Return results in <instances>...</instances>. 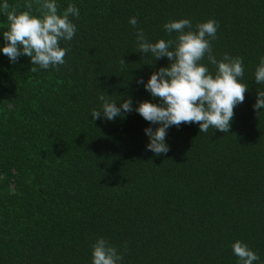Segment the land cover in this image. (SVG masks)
Returning <instances> with one entry per match:
<instances>
[{
  "label": "trees",
  "instance_id": "16d2710c",
  "mask_svg": "<svg viewBox=\"0 0 264 264\" xmlns=\"http://www.w3.org/2000/svg\"><path fill=\"white\" fill-rule=\"evenodd\" d=\"M8 2L38 14L35 0ZM69 3L80 14L60 42L65 64L32 72L28 57L13 64L0 53V264H91L100 236L122 264H237L235 240L264 264V111L252 107L264 89L253 75L264 0H58V11ZM133 16L153 42L175 39L163 29L170 20L218 22L213 55L242 57L249 86L227 133L181 123L154 155L143 130L157 125L135 111L92 120L102 91L159 102L136 79L169 62L137 52ZM7 25L0 12V32Z\"/></svg>",
  "mask_w": 264,
  "mask_h": 264
},
{
  "label": "clouds",
  "instance_id": "9594fccd",
  "mask_svg": "<svg viewBox=\"0 0 264 264\" xmlns=\"http://www.w3.org/2000/svg\"><path fill=\"white\" fill-rule=\"evenodd\" d=\"M38 14L31 11L29 3L24 11L11 7L8 0H0V12L6 15L7 30L0 32L3 44L0 53L10 63L15 64L19 57H28L32 72L57 68L65 64L68 49L61 47V41H71L76 35L77 26L71 18H78L79 8L69 3L58 11V0H35ZM129 24L135 29L134 37L137 52L150 57L151 63L167 58L168 65L151 72L145 81L136 79L137 86H142L152 98H159L158 103L144 100L135 103L130 96L112 98L103 91L98 96L100 106L91 110L92 120L98 118L112 121L123 118L135 111L150 125L144 128L148 138L146 150L154 155L166 154L167 130L181 123H194L199 126V133H206L209 128L227 133L234 115V108L243 103L249 90L243 82L245 65L240 56L227 53L217 59L213 55L211 42L216 38L218 22L208 19L198 22L194 27L190 19L170 20L163 24L166 34L176 33L175 39L158 38L150 40L142 29L136 28V17L129 18ZM215 66L210 71L207 64ZM121 63H125L121 59ZM254 83L264 85V54L258 57L254 69ZM119 96V95H118ZM253 110L264 111V89L257 88ZM232 253L237 257V264H258L259 255L247 243L235 240L231 244ZM123 256L116 246L103 236L97 237L91 245V264H122Z\"/></svg>",
  "mask_w": 264,
  "mask_h": 264
}]
</instances>
